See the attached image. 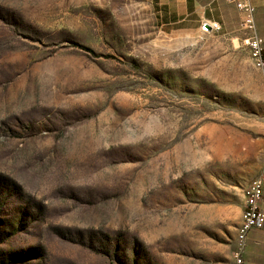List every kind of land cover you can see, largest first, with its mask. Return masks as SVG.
Returning a JSON list of instances; mask_svg holds the SVG:
<instances>
[{
	"label": "rangeland",
	"instance_id": "obj_1",
	"mask_svg": "<svg viewBox=\"0 0 264 264\" xmlns=\"http://www.w3.org/2000/svg\"><path fill=\"white\" fill-rule=\"evenodd\" d=\"M227 4L170 35L154 0H0V264H236L264 67Z\"/></svg>",
	"mask_w": 264,
	"mask_h": 264
},
{
	"label": "crops",
	"instance_id": "obj_2",
	"mask_svg": "<svg viewBox=\"0 0 264 264\" xmlns=\"http://www.w3.org/2000/svg\"><path fill=\"white\" fill-rule=\"evenodd\" d=\"M212 6L218 8V20L225 24L229 8L227 0H204L203 3L198 0H154L157 23L163 32L170 35L189 34L198 31L202 22L215 21L211 15ZM256 179L264 181V172ZM259 208L264 212V197ZM243 261V264H264V229L254 230L248 235Z\"/></svg>",
	"mask_w": 264,
	"mask_h": 264
},
{
	"label": "built area",
	"instance_id": "obj_3",
	"mask_svg": "<svg viewBox=\"0 0 264 264\" xmlns=\"http://www.w3.org/2000/svg\"><path fill=\"white\" fill-rule=\"evenodd\" d=\"M241 17L240 30L244 36L241 38L242 44L248 49L251 59L264 67V42L260 37L256 19L255 8L251 0H231ZM200 29H210V33L221 30V25L215 21L202 22ZM264 197V181L259 179L252 185L251 191L245 193L244 209L246 214V229L241 241V246L237 247L234 253L236 264H243V254L248 235L254 230L264 229V212L259 208V204Z\"/></svg>",
	"mask_w": 264,
	"mask_h": 264
},
{
	"label": "bare ground",
	"instance_id": "obj_4",
	"mask_svg": "<svg viewBox=\"0 0 264 264\" xmlns=\"http://www.w3.org/2000/svg\"><path fill=\"white\" fill-rule=\"evenodd\" d=\"M207 30H210V29H207ZM259 179H255L249 186L248 188L246 189L245 193L251 191L252 189V185L255 183V182H258ZM244 199H245V194H244ZM245 201V200H244ZM244 229H246V214H245V209H244V213H243V220H242V223H241V226L239 228V242H240V246H241V241L243 239V236H244Z\"/></svg>",
	"mask_w": 264,
	"mask_h": 264
},
{
	"label": "trees",
	"instance_id": "obj_5",
	"mask_svg": "<svg viewBox=\"0 0 264 264\" xmlns=\"http://www.w3.org/2000/svg\"><path fill=\"white\" fill-rule=\"evenodd\" d=\"M263 57H264V50H263Z\"/></svg>",
	"mask_w": 264,
	"mask_h": 264
}]
</instances>
